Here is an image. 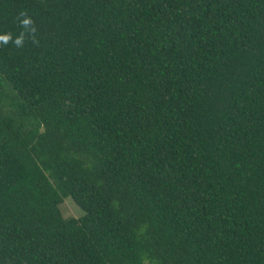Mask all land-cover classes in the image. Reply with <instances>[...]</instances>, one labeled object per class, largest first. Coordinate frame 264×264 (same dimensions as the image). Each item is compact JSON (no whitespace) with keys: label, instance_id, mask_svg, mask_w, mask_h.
<instances>
[{"label":"trees","instance_id":"obj_1","mask_svg":"<svg viewBox=\"0 0 264 264\" xmlns=\"http://www.w3.org/2000/svg\"><path fill=\"white\" fill-rule=\"evenodd\" d=\"M20 11L0 264H264V0H0V32Z\"/></svg>","mask_w":264,"mask_h":264},{"label":"clouds","instance_id":"obj_2","mask_svg":"<svg viewBox=\"0 0 264 264\" xmlns=\"http://www.w3.org/2000/svg\"><path fill=\"white\" fill-rule=\"evenodd\" d=\"M16 20L21 31H19L15 38L11 31L0 32V45L7 46L9 43H12L15 47L21 48L26 40H30L33 44H38V29L35 20L26 11L18 12Z\"/></svg>","mask_w":264,"mask_h":264},{"label":"rangeland","instance_id":"obj_3","mask_svg":"<svg viewBox=\"0 0 264 264\" xmlns=\"http://www.w3.org/2000/svg\"><path fill=\"white\" fill-rule=\"evenodd\" d=\"M59 211L62 217H78L82 215V210L70 199L65 197L59 205Z\"/></svg>","mask_w":264,"mask_h":264}]
</instances>
